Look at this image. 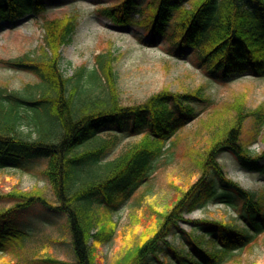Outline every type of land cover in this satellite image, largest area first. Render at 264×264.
I'll return each instance as SVG.
<instances>
[{"label": "trees", "instance_id": "trees-1", "mask_svg": "<svg viewBox=\"0 0 264 264\" xmlns=\"http://www.w3.org/2000/svg\"><path fill=\"white\" fill-rule=\"evenodd\" d=\"M45 1L0 0V23L14 24L35 13L44 30L39 47L3 61L33 73L36 80L16 89L0 85V171L35 170L46 182L44 189L13 186L0 191L1 264L58 261L43 251L60 240L44 237L41 248L29 244L36 233L23 216L35 207L66 217L63 239L70 243L73 262L60 264H97L96 246L115 233L103 220L134 196L149 171L177 156L191 165V179L184 186L175 184L169 208L152 209L157 219L150 232L112 264H154L152 258L159 260L161 252L167 256L164 243L177 254L178 264H241L235 250L242 251L264 232V197L229 178L219 158L230 153L264 180V103L251 109L243 93L218 104L202 84L183 92L164 87L139 104L123 106L112 49L99 52L91 68L63 72L61 49L71 41L79 15L48 17ZM97 12L114 26L143 29L150 46L160 39L176 55L189 51L194 64L212 79L264 76V0H107L99 2ZM196 104L203 105L201 111ZM106 125L114 128L105 133ZM249 127L258 131L252 134ZM116 129L139 139L104 160L118 143ZM254 136H261L259 151L251 148ZM46 189L52 199L44 195ZM209 199L225 204L231 221L184 219L186 211ZM182 221L190 231L180 228ZM175 231L182 233L188 252L168 243ZM125 237L123 232L120 238Z\"/></svg>", "mask_w": 264, "mask_h": 264}, {"label": "rangeland", "instance_id": "rangeland-1", "mask_svg": "<svg viewBox=\"0 0 264 264\" xmlns=\"http://www.w3.org/2000/svg\"><path fill=\"white\" fill-rule=\"evenodd\" d=\"M101 1L106 2L107 0L45 1L46 6L49 7L46 12L48 17H57L63 13L79 15L77 28L71 41L61 49V67L66 75L74 74L82 66L91 68L94 65L95 56L99 52L112 49L118 58L115 66L119 76L117 89L123 106L139 104L164 87L172 92H183L184 90L192 91L202 84L207 86L206 91L218 104L227 103L243 93L248 94L247 103L251 109L264 103V76L255 77L246 73L225 79H212L193 63L190 53H184L179 58L174 57L167 52V44L164 41H160L154 47L142 44L139 37H142L144 41L149 40L148 36L143 35L142 29L112 26L109 20L98 15L97 8ZM32 15L27 14L15 25L0 27V85L16 89L23 87L27 82L36 80L31 72L3 63V61L24 55L42 43V19ZM135 17L139 18L138 15ZM194 107L198 112L202 110L203 105L196 104ZM193 123L194 121L186 126V132L191 129ZM248 129L252 134L258 131L255 127ZM260 138L261 136L257 139L255 136L251 138L252 149L260 150L262 148ZM136 139V137H129L127 132L119 134L117 146L107 152L104 160L112 159L120 152L122 145ZM185 143L180 144L178 149L180 153L182 149L184 150ZM202 143L204 144L205 140ZM196 148L199 150L201 146L196 145ZM219 163L229 178L238 182L245 189L257 192L259 196L264 197V180L256 172L244 169L230 153L222 154ZM190 167L191 165L188 163L184 164L181 156H177L172 158L171 162L168 160L161 162L149 171L141 187L136 190L135 197L118 205L117 210L103 220L102 225L105 226L106 223L108 228L115 227V233L110 240L96 246L97 264H112L118 254L133 246L145 232H150L157 219V215L153 213L152 209L164 212L169 208L171 200L176 194L175 184L184 186L191 179L189 174L193 169ZM45 185L46 182L35 170L0 171V191H8L13 186L24 190H31L34 186L44 189ZM216 190L220 193L218 189ZM140 194H143L141 195L142 199L135 203ZM44 195L48 199L53 198L52 192L48 189L45 190ZM226 209L223 203H218L216 199H209L203 206H198L190 212L186 211L183 217L185 220L209 218L229 222L232 215ZM37 212L39 211L35 209L28 211L23 216V219L28 222L29 229L36 233L35 243H29L31 248H41L46 241L44 237L60 241L54 242L50 248L44 251L43 248L41 249V253L48 250V256L55 257L58 261L49 262L44 259V261L34 264L73 262L70 243L64 240L66 231L62 224L66 221V217L52 213L38 215ZM239 225L241 226L240 223ZM179 226L186 231L191 230L189 224L184 221L180 222ZM123 232L127 238L125 237L126 239L122 241L120 236ZM167 240L172 246L188 252L189 246L183 244L180 231L173 232ZM250 244L243 247L240 252L235 250L237 254L241 255V264L256 262L264 264V232L262 231L258 239ZM162 248L167 252V256L161 252L159 260L152 258L154 264H162V261L166 264H178L177 254L169 249L168 244L164 243ZM41 253H39L40 257L44 258ZM225 264H228V261Z\"/></svg>", "mask_w": 264, "mask_h": 264}]
</instances>
